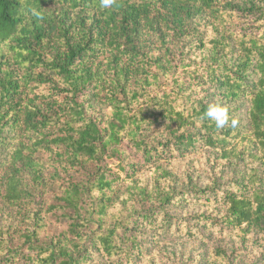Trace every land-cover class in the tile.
I'll list each match as a JSON object with an SVG mask.
<instances>
[{
    "label": "trees",
    "instance_id": "obj_1",
    "mask_svg": "<svg viewBox=\"0 0 264 264\" xmlns=\"http://www.w3.org/2000/svg\"><path fill=\"white\" fill-rule=\"evenodd\" d=\"M235 1L246 0H116L109 9H102L100 0H0V139L5 129L37 136L27 154H15L32 183L43 188L58 182L56 167L45 179L44 167L32 157L42 150L52 162L65 157L71 164L97 167L106 163L107 153H119L126 142L150 159L138 135L161 123H167L176 150L195 146L194 136L182 129L199 127L204 145L220 148L228 158L232 149L227 146L239 131L210 126L204 117L208 105L184 96L183 76L194 87L216 86L224 100L248 101V138L241 139L250 141L249 155L261 163L264 176V17L252 20L246 32L232 33L238 53L231 65L214 60L199 70L176 72L170 60L165 64L156 43L144 50L151 41L147 38L164 42L166 37L188 36L185 26L198 16L205 15L216 29L231 30L241 20ZM220 45L216 40L215 48ZM90 94L101 97L105 105L104 127L88 115ZM168 155L174 157L171 151ZM18 182L13 175L1 182L4 197L14 207L27 196ZM246 182L238 193L224 195L222 221L242 237L258 234L264 245V177L252 176ZM111 186L103 172L84 188L76 183L62 186L45 211L60 210L66 228L43 241L44 224L34 212L29 228L19 236L24 252L14 253L11 236L0 231L1 258L6 264H84L88 256L81 247L86 243L108 258L129 253L136 244L122 247L118 242L128 239L117 236L128 223L104 226ZM142 221L148 222V216L144 214ZM222 254L216 252L226 259Z\"/></svg>",
    "mask_w": 264,
    "mask_h": 264
},
{
    "label": "rangeland",
    "instance_id": "obj_2",
    "mask_svg": "<svg viewBox=\"0 0 264 264\" xmlns=\"http://www.w3.org/2000/svg\"><path fill=\"white\" fill-rule=\"evenodd\" d=\"M234 5L239 7L237 11L241 20L231 30L225 31L219 26L217 32L205 15L198 16L186 24L188 36L166 37L164 42L157 41L155 37L147 38L151 41L144 44V50L156 43L154 48L163 55L165 64L170 60L172 71L176 72L199 70L214 60L231 65L238 53L232 33L238 30L246 32L252 20L264 17V0L235 1ZM249 28L252 30V26ZM216 40H221L217 49ZM183 80H186L184 96L207 105L219 102L238 119L235 128L240 136L227 146L228 150L232 149L228 158L222 155L220 148L204 145L200 139L204 131L199 127L183 128L194 136L197 144L187 150H176L168 135L167 123H161L138 135L151 152L150 159H146L142 151L130 149L126 142L119 153H107L109 158L105 165L97 167L71 164L65 157L52 162L48 152L34 153L32 157L44 167L42 174L45 179L53 167L59 174L58 182L41 188L32 183L29 171L22 167V160L15 155L18 150L27 154V146L33 144L37 136L23 129L3 131L1 136L4 140L0 139V231L11 236L14 253L24 252L19 236L29 228L34 212L39 214L44 224L43 241L54 238L66 228V219L60 210L45 211L48 204L56 201L62 186L76 183L84 188L86 182L103 172L112 182L111 189L106 192L111 203L103 218L104 226L127 222V227L118 229L117 236L128 240L118 244L125 247L134 242L136 248L108 258L86 243L81 247L88 256L84 264H264L261 237L256 233L242 237L237 229L222 221L226 213L222 203L224 195L238 193L252 176L264 177L261 163L249 155L252 150L250 141L241 139L243 135L248 138L249 103L246 99L232 103L222 99L214 85L194 87L185 76ZM86 103L90 106L88 115L102 127L106 126V108L102 98L90 94ZM169 151L174 157H169ZM11 175L20 180L19 185L27 192L25 201L16 207L8 204L1 189V182ZM93 195L98 199L97 192ZM144 214L148 216L146 223L142 221ZM93 227L98 229V224H92ZM216 252H222L226 259L217 257ZM0 263L6 264L1 256Z\"/></svg>",
    "mask_w": 264,
    "mask_h": 264
},
{
    "label": "clouds",
    "instance_id": "obj_3",
    "mask_svg": "<svg viewBox=\"0 0 264 264\" xmlns=\"http://www.w3.org/2000/svg\"><path fill=\"white\" fill-rule=\"evenodd\" d=\"M115 3L116 0H100V7L102 9H109ZM35 14L39 15L38 12ZM204 117L209 120L210 126L214 125L217 131H222L227 128H235L238 124V119L231 116L228 108L219 102L208 104L204 112Z\"/></svg>",
    "mask_w": 264,
    "mask_h": 264
}]
</instances>
